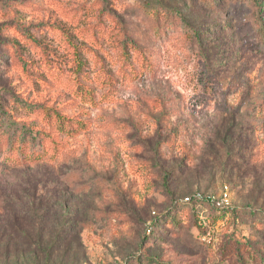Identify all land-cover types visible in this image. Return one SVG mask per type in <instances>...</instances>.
I'll return each mask as SVG.
<instances>
[{
  "label": "rangeland",
  "instance_id": "obj_1",
  "mask_svg": "<svg viewBox=\"0 0 264 264\" xmlns=\"http://www.w3.org/2000/svg\"><path fill=\"white\" fill-rule=\"evenodd\" d=\"M203 1L226 10L235 1L238 11L201 48L177 16L208 22L215 14ZM106 2L116 16L103 0H0V95L14 120L39 131L48 161L0 174V264H232L221 235L264 241V28L255 8ZM9 127L0 117V155L14 162L29 146ZM225 185L238 216L214 220L202 207L199 234L175 200L219 197ZM162 215L172 223L150 236Z\"/></svg>",
  "mask_w": 264,
  "mask_h": 264
},
{
  "label": "trees",
  "instance_id": "obj_2",
  "mask_svg": "<svg viewBox=\"0 0 264 264\" xmlns=\"http://www.w3.org/2000/svg\"><path fill=\"white\" fill-rule=\"evenodd\" d=\"M104 3L106 4V10H108L111 14L116 16V12L113 10L109 9L107 6L106 0H103ZM242 2H247V5L250 8H255L253 9L252 14L256 17H258V21L262 24L260 27L263 29L264 28V21L262 18V13H261V3H264V0H242ZM207 8H211V11L213 14H215V17L209 18V21H205L202 19V22L199 20L198 25H193V23L189 20L188 16L184 14L182 11L179 13L177 16L181 28H183L184 32L187 33L191 40L200 45L201 48H203L204 43L211 37H216V35H220V33H226L228 30H230V21L231 17L228 15L233 14V11H238V5L235 1H232L231 3L229 2L228 9H223L219 8L217 4L214 7L213 2L210 1H203L202 2ZM204 6V7H205ZM160 7H162L160 5ZM203 7V8H204ZM205 7V9H207ZM206 12V11H205ZM226 12V20L223 19L222 13ZM119 21L122 24H125L124 19H119ZM160 20L157 19V24H160ZM201 22V23H200ZM260 28V29H261ZM220 40V39H219ZM134 42V40H132ZM203 52V51H202ZM206 52V51H204ZM213 56H218L217 53V48H215V53L213 52ZM203 59L206 58L205 53H202ZM153 70V66L150 67V69L147 72H151ZM147 72L144 74L142 73L141 75L146 76ZM5 103L0 95V117H3L5 120H7L9 126V130H11V139L14 141L18 139L20 142L23 144H28L29 146V152L28 155H24L23 153L20 154L19 159L17 161H9V158L5 157L3 152H1L0 155V174H3L5 172H8L12 169L19 168V167H31L38 165L39 163H44L48 162L44 151H43V146L41 145V140L39 138V131H34L33 129L27 127L25 123H19L18 121L14 120L12 118V113L8 112L5 109ZM80 127L83 126L82 123L79 124ZM66 123L63 119H61V123L59 126V129L63 132H68L66 130ZM70 127V125H69ZM70 132H75L77 128H69L68 129ZM184 167L187 166V164H183ZM181 169V168H180ZM195 193H191L189 196L191 197L190 201H186L185 199L182 200H175L174 204L177 206L178 212L180 211L181 207H186L191 210V213L195 217L196 220V226H199V234L201 233H206L207 231L203 229V227L200 225V217L199 214L201 212L202 207H207L208 210L211 211V217H214V220L216 218L222 217L224 218L226 215L230 214L231 216H238L239 214V209H236V207H228V208H219L215 204H212L206 199H197L195 198ZM173 213H176V210L172 211ZM251 213H253L251 211ZM254 214V213H253ZM256 214V213H255ZM264 215V214H263ZM173 218L169 215H162L161 217H157L154 219L153 224L149 228V232L151 233L150 236H154L155 233L154 231L157 230L159 226V222H165L166 225H169L172 223ZM263 223V231H264V220L262 221ZM222 238L220 241H222V247L224 245L223 253L225 258L224 262H231L232 264H264V241L260 243L258 247L252 246L248 243H243L242 241H238L237 244L235 245L234 240L232 239L235 238L231 233H225L221 235ZM201 239V238H199ZM221 247V248H222Z\"/></svg>",
  "mask_w": 264,
  "mask_h": 264
},
{
  "label": "built area",
  "instance_id": "obj_3",
  "mask_svg": "<svg viewBox=\"0 0 264 264\" xmlns=\"http://www.w3.org/2000/svg\"><path fill=\"white\" fill-rule=\"evenodd\" d=\"M195 198L206 199L209 202H211L212 204H215L219 208L231 207V193H230V188L228 185L224 186L219 197H216L214 195H204L201 192H197L195 194ZM185 200L190 201L191 197L188 196L185 198Z\"/></svg>",
  "mask_w": 264,
  "mask_h": 264
}]
</instances>
